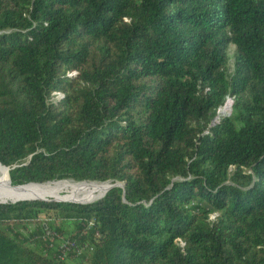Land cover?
I'll use <instances>...</instances> for the list:
<instances>
[{
	"label": "trees",
	"instance_id": "1",
	"mask_svg": "<svg viewBox=\"0 0 264 264\" xmlns=\"http://www.w3.org/2000/svg\"><path fill=\"white\" fill-rule=\"evenodd\" d=\"M0 164L114 186L0 205V264H264V0H0Z\"/></svg>",
	"mask_w": 264,
	"mask_h": 264
},
{
	"label": "bare ground",
	"instance_id": "2",
	"mask_svg": "<svg viewBox=\"0 0 264 264\" xmlns=\"http://www.w3.org/2000/svg\"><path fill=\"white\" fill-rule=\"evenodd\" d=\"M227 105L229 106V104ZM220 111L219 115L224 116L225 113L221 114ZM108 186L109 184L105 183L77 184L73 181H61L43 185L30 184L22 187H12V185L9 183V175L7 170L0 165V204H9L26 199L46 200L50 198L60 202L85 203L94 200L97 197V194L101 195L103 192L105 194ZM64 194L67 195L65 196Z\"/></svg>",
	"mask_w": 264,
	"mask_h": 264
},
{
	"label": "rangeland",
	"instance_id": "3",
	"mask_svg": "<svg viewBox=\"0 0 264 264\" xmlns=\"http://www.w3.org/2000/svg\"><path fill=\"white\" fill-rule=\"evenodd\" d=\"M234 47L232 46V48H231V52H233L234 51ZM62 96L61 95H59V94H56V99H58V98H61ZM230 103H233V100H231V99H228L227 100V103L226 104H230ZM226 106V105H225ZM225 106L223 107V108H225ZM232 106H233V104H232ZM230 107H231V105H230ZM222 110V109H221ZM229 110H230V108H229ZM227 113H229V114H231L232 113V110H231V113L230 112H227ZM226 113V114H227ZM218 116H219V111H218V113H217V118H218ZM226 116H224V117H221V118H218V119H216L217 120V122L216 123H219L220 121H221V119H223V118H225ZM215 122V121H214ZM213 124V123H212ZM217 125V124H216ZM75 183V182H74ZM77 184H82V183H77ZM84 184V183H83ZM88 184H93V183H88ZM104 194V192L101 194V195H99V194H97V197L94 199V200H96L98 197H100V196H102ZM65 196L67 195V194H64ZM94 200H92V201H94ZM39 201H43V200H39ZM91 201V202H92ZM44 202H54L53 201V199H47V201H44ZM56 203H60V202H56ZM73 204V203H72ZM75 204V203H74ZM40 220H44V221H48L49 220V216L47 215V214H45V213H43V214H41L40 215ZM65 228L67 229V230H71L72 229V227L70 226V224L69 223H66L65 224Z\"/></svg>",
	"mask_w": 264,
	"mask_h": 264
},
{
	"label": "water",
	"instance_id": "4",
	"mask_svg": "<svg viewBox=\"0 0 264 264\" xmlns=\"http://www.w3.org/2000/svg\"><path fill=\"white\" fill-rule=\"evenodd\" d=\"M232 104L233 103H230V105H231V107H230V110H229V112L231 113V110H232ZM230 114L228 113V114H226L225 116L227 117V116H229ZM217 119V118H216ZM214 120L213 121V124H212V126H215L217 123V120ZM1 165V164H0ZM2 166V165H1ZM2 167H4V166H2ZM6 170H7V172H8V175H9V169L8 168H6V167H4ZM9 183H10V185H11V182H10V179H9ZM30 185V184H29ZM36 185V184H35ZM13 187V186H12ZM114 186H112V185H110L109 184V186H108V189H107V191H106V193L104 194V195H102L101 197H99L97 200H95V201H93V202H85V203H81V202H60V201H56V200H53L54 202H60V203H75V204H82V205H89V204H93V203H95V202H97L98 200H100V199H102L107 193H108V191L110 190V189H112ZM35 200H43V199H26V200H19V201H16V202H13V203H5V204H0V205H10V204H17V203H20V202H26V201H35ZM43 201H47V199L46 200H43Z\"/></svg>",
	"mask_w": 264,
	"mask_h": 264
},
{
	"label": "built area",
	"instance_id": "5",
	"mask_svg": "<svg viewBox=\"0 0 264 264\" xmlns=\"http://www.w3.org/2000/svg\"><path fill=\"white\" fill-rule=\"evenodd\" d=\"M62 247H63L64 250L67 251L69 249V244L68 243L63 244Z\"/></svg>",
	"mask_w": 264,
	"mask_h": 264
}]
</instances>
